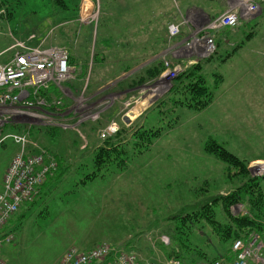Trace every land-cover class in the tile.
Instances as JSON below:
<instances>
[{
  "label": "rangeland",
  "instance_id": "374dc122",
  "mask_svg": "<svg viewBox=\"0 0 264 264\" xmlns=\"http://www.w3.org/2000/svg\"><path fill=\"white\" fill-rule=\"evenodd\" d=\"M64 1L67 9L56 0H0V61L11 57L14 45L35 36L31 44L62 45L74 53L77 64L73 78L62 88L54 85L57 94L47 98L50 104L61 102L59 107L22 108L21 115L0 125V186L19 151L14 135L28 133L30 144L58 155L69 170L30 211L11 222L14 239L1 252L8 264H58L71 248L89 250L107 243L131 250L144 261L169 264L166 252L176 247L173 236L180 230L174 217L225 197L242 184L236 169L205 151L207 143L217 139L253 177L264 176V159L252 160L264 157V97L253 103L234 89L226 97L231 102L227 115L220 118L208 113L210 105L200 111L176 106L166 99L173 81L201 64V74L213 88L224 54L220 50L198 58L182 47L203 36L196 26L211 11L221 15L249 1L259 6L255 16L263 12L262 23L220 33L232 41L239 38L230 51L241 47L243 33L246 38L255 34L258 37L244 49L251 48L264 32V0ZM169 23L182 24L179 36L169 34ZM160 66L164 69L158 78H146L150 69ZM174 69L179 70L175 79L164 76ZM147 99L148 107L131 118L133 109ZM112 124L118 127L113 136L121 133L114 140L122 142L125 166L119 169L120 161L114 159L97 178L83 183L97 172V147L108 140L101 135ZM47 128L58 129V135ZM142 131L149 137L157 133L149 145L136 137ZM213 210L217 221L229 222L220 204ZM230 213L249 216L250 209L238 204ZM259 223L264 227V220ZM164 236L168 245L161 241ZM186 238L188 247L178 246L185 264L200 263L202 252L209 258L224 256L232 244L220 242L205 221L192 226ZM246 240L253 245L247 264H264V230L252 231Z\"/></svg>",
  "mask_w": 264,
  "mask_h": 264
},
{
  "label": "built area",
  "instance_id": "2783aa9c",
  "mask_svg": "<svg viewBox=\"0 0 264 264\" xmlns=\"http://www.w3.org/2000/svg\"><path fill=\"white\" fill-rule=\"evenodd\" d=\"M254 2V0H251ZM244 5L228 10L214 19H205L196 26L203 36L194 38L185 44L182 50L198 58L210 57L217 51L216 33L224 29L239 27L242 20L252 18L259 12V6L249 1ZM91 19V18H90ZM182 24H170L168 31L172 37L180 35ZM196 34V33H194ZM35 36L27 41L19 42L11 48L12 54L7 62L0 61V111L7 112L9 105L15 110L9 113L0 112V125L22 113L20 109H37L48 111L59 107L61 102L50 104L42 95L51 86L62 88V84L70 81L75 74V67L70 64L68 48L39 43L31 44ZM179 70H167L164 76L175 79ZM5 108V109H3ZM6 110V111H5ZM118 130L116 124L110 125L102 132L103 139L113 136ZM13 139L19 144V151L14 155L3 179V190L0 193V232L12 217L18 213L23 205L33 203L40 194V189L46 180L58 169V162L46 149L35 143L30 144L28 133L14 135ZM13 234L0 236V251L3 246L10 244ZM161 241L169 244V239L163 237ZM252 241L237 240L232 246L234 261L232 264H247L252 253ZM223 259L213 263L223 264ZM0 264H6L1 258ZM58 264H156L144 261L135 252L112 244H99L89 250L71 248ZM169 264H182L177 259H170Z\"/></svg>",
  "mask_w": 264,
  "mask_h": 264
},
{
  "label": "trees",
  "instance_id": "16d2710c",
  "mask_svg": "<svg viewBox=\"0 0 264 264\" xmlns=\"http://www.w3.org/2000/svg\"><path fill=\"white\" fill-rule=\"evenodd\" d=\"M56 1L60 3L64 9H67L68 6L66 5L64 0H56ZM163 69H164L163 66L150 69L146 73L147 75L146 78L147 77L152 79L158 78ZM201 71H202L201 64H197L192 68H190L189 70H187L186 72L180 74L173 81L172 88L168 93L166 99L173 102L176 106H186L198 111L208 107L214 99L215 88L218 86L219 81L214 85L213 88H210L207 85L206 78L201 74ZM57 92L58 90L54 86H51L49 91L47 92L43 91L42 95L46 98H49L50 93L57 94ZM166 99L160 101L159 104L161 105L162 103H164ZM46 130L52 136H57L59 131L58 129H54V128H47ZM120 134L121 133L118 132L115 136L109 137L108 140H106L103 145L97 147L98 149L96 151V155L93 161L95 170L97 172L93 173L92 175H87L86 180L83 181V183H85L87 180L91 181L97 178L98 171L101 170L104 167V165H106V163L108 162L110 163L114 159H119L121 165L120 166L121 168L119 167V169H122V167L125 166L126 161L122 157L123 155H121L122 153H125L124 150L121 149L122 142L119 143V142H115L114 140V138H119ZM156 135L157 133L155 134L152 133V135L149 137L147 131H142L140 133L138 132L136 134V137L138 136V139L141 140L140 142L141 144H146V142L148 141V145H149L152 137H156ZM47 151L50 154H52L56 159V161L58 162V169L43 184V186L40 189V194L43 191H46L49 188H51L53 185H56L57 182H59L68 173L67 171H69L68 168L63 167L64 163L61 157L53 154L49 150ZM205 151L208 154L214 155L220 161L228 165L230 169H236L237 173L240 176H242V178L240 179L242 184L241 186L236 188L234 191H232L229 195H226L225 197L219 196L218 198L213 199L209 203L202 205L201 208L196 209L195 207H193L190 209H186L184 213L174 217V219L176 220L175 227L177 230L180 229L178 232L181 235H179V233L175 231V235L173 236V241L176 247L174 249H170V251L167 250L166 254L168 255L169 258L177 259L182 264H185V259L182 252L179 251L178 246L180 244V248L182 247L184 249L188 247V245L184 243V239L186 237L188 238V233L190 234V230L192 229V226H197L199 224L201 225L203 221L207 223L208 227H210L212 234L220 242L231 241L232 244H231V248L229 249V252L224 256L221 255L219 258H209V254L202 252L200 254L201 255L200 259L202 260L198 264L205 262L213 263L215 261L221 260L225 256L232 255V246L235 241L246 240V238L252 231L261 232L264 230L263 225L259 223L260 220H262V222L264 220V176L262 178L253 177L250 174L244 162H242L235 155L230 153L227 149L219 145L214 140H211L209 143L206 144ZM39 197L41 196H38L37 199H39ZM36 200L33 202V204L36 202ZM218 204H220V206L222 207V210L225 213V216H227L229 222L220 223L215 219L216 216L213 210V206H218ZM238 204L248 206L250 209V215L239 216V217L232 216L230 213V208ZM190 210L192 211L189 212ZM7 225L0 232V236H5L7 234L14 235V233L8 232ZM176 234L178 235V238ZM184 236L186 237L184 238ZM127 251H131V250H127ZM1 258L6 262V260L2 257V255ZM6 264L8 263L6 262Z\"/></svg>",
  "mask_w": 264,
  "mask_h": 264
},
{
  "label": "crops",
  "instance_id": "0c3cea01",
  "mask_svg": "<svg viewBox=\"0 0 264 264\" xmlns=\"http://www.w3.org/2000/svg\"><path fill=\"white\" fill-rule=\"evenodd\" d=\"M207 13L209 12L207 11ZM262 14L263 12H261L260 14H258L257 16H255L249 21L242 20L241 24L245 25L246 28L249 26V24L255 27L256 25H259L262 23L263 19L260 17L262 16ZM218 15L219 14L213 13L211 11L209 13V16H210L209 18L213 19ZM170 24H175V23H169V25ZM220 32L221 31L216 33L217 54L220 50H223L224 54L220 55L221 58L219 60L220 63L218 65V70L216 73H214L215 79H214L213 87L216 83H218V81H219V84L215 88V95H214L213 102L206 109L208 113L214 116L215 118H220V117L227 115V112L230 107V105L228 106V104L230 101H228L226 97L228 94H230L231 96V92L234 89H237V93H240L242 97L248 98L249 101L253 103H257L258 102L257 99L264 97V32L260 33L259 42H257L256 44H254L251 48L247 50H245L244 48L248 44H250L252 41H254L256 37L258 36L253 34V35H250L248 38H246L245 36L242 37L244 35L243 33V35L240 36L242 38V39L240 38V41L242 43L241 47L235 50L233 49L234 51L233 50L230 51L229 48L234 46V44H236V40H238L239 38L235 37L233 38V41H232L230 38L225 37L224 34H221ZM222 43L224 44V46H226L225 49H222L221 47ZM56 46H59V45H56ZM244 51H247V52L245 53ZM73 54L74 53H72L71 51L70 52V64L71 66L76 67L77 64H76V61H74ZM131 55H133V57L135 58L137 57L136 53L131 54ZM9 59L10 58L6 60H2L1 62H7ZM213 60L214 59H212L209 62H212ZM234 99H235V95H234ZM143 102L149 105V99H147V101L146 100L142 101L139 104H144ZM212 120L213 118L211 119V121ZM213 139L218 141L215 138ZM262 156L252 158V160L264 159V157ZM2 189H3V181L0 186V192L2 191ZM44 192L45 191H43L39 196H42ZM34 204L32 203L30 205L27 204V205L22 206L20 211L12 218V220L7 225V230L9 233L10 232L14 233L10 225L11 222H13V220L16 219L18 215H20L22 212L30 211L32 205ZM1 255L3 257L2 252H1ZM222 259L224 261L223 264H232L234 261V257L231 255L225 256ZM15 264H19V263H15Z\"/></svg>",
  "mask_w": 264,
  "mask_h": 264
},
{
  "label": "bare ground",
  "instance_id": "6f19581e",
  "mask_svg": "<svg viewBox=\"0 0 264 264\" xmlns=\"http://www.w3.org/2000/svg\"><path fill=\"white\" fill-rule=\"evenodd\" d=\"M144 103V102H143ZM147 103L139 104L133 111L130 113V117H135L140 111H143L147 107ZM5 109V108H3ZM8 110H15L14 106L9 105L7 108V112H4V110L0 111L2 114L9 113ZM6 111V110H5ZM26 117H31V114H27Z\"/></svg>",
  "mask_w": 264,
  "mask_h": 264
}]
</instances>
